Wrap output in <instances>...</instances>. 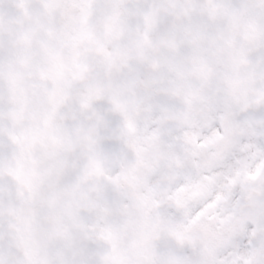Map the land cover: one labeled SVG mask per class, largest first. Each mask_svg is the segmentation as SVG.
Instances as JSON below:
<instances>
[{"label":"snow or ice","instance_id":"obj_1","mask_svg":"<svg viewBox=\"0 0 264 264\" xmlns=\"http://www.w3.org/2000/svg\"><path fill=\"white\" fill-rule=\"evenodd\" d=\"M0 264H264V0H0Z\"/></svg>","mask_w":264,"mask_h":264}]
</instances>
